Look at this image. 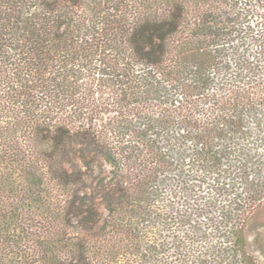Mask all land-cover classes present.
Instances as JSON below:
<instances>
[{"label": "trees", "instance_id": "16d2710c", "mask_svg": "<svg viewBox=\"0 0 264 264\" xmlns=\"http://www.w3.org/2000/svg\"><path fill=\"white\" fill-rule=\"evenodd\" d=\"M264 0H0V264H262Z\"/></svg>", "mask_w": 264, "mask_h": 264}, {"label": "rangeland", "instance_id": "374dc122", "mask_svg": "<svg viewBox=\"0 0 264 264\" xmlns=\"http://www.w3.org/2000/svg\"><path fill=\"white\" fill-rule=\"evenodd\" d=\"M246 235L250 251L264 264V205L253 212Z\"/></svg>", "mask_w": 264, "mask_h": 264}]
</instances>
